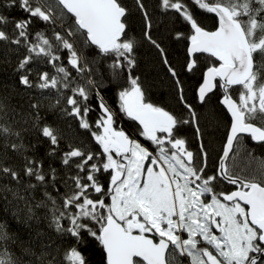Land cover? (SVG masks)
I'll return each mask as SVG.
<instances>
[{"label":"snow or ice","instance_id":"6c2138e0","mask_svg":"<svg viewBox=\"0 0 264 264\" xmlns=\"http://www.w3.org/2000/svg\"><path fill=\"white\" fill-rule=\"evenodd\" d=\"M157 7L187 26L172 33L173 40L188 42L186 73L199 70L200 54L209 58L198 102L219 90L230 117L215 171H209L198 113L185 98L181 74L154 38L146 0H132V7L126 0H0V54L24 50L16 65L19 84L54 91L56 105L61 99L67 105L61 113L91 137L61 147L65 136L42 122L39 100L25 111L0 97V180L7 181L0 183V199L10 194L22 202L25 223L46 222L49 230L37 228L26 240L0 220V264H92L89 252L97 249L101 264H264V157L246 144L264 145V0H158ZM133 8L183 112L153 102L137 74ZM35 23L46 30L33 32ZM34 64L52 71L36 70L33 78ZM111 90L116 108L105 97ZM120 114L136 122L147 144L119 126ZM189 125L196 151L182 135ZM41 138L49 145L47 167L27 155ZM14 158L22 164L10 162ZM56 159L59 168L51 163Z\"/></svg>","mask_w":264,"mask_h":264},{"label":"trees","instance_id":"16d2710c","mask_svg":"<svg viewBox=\"0 0 264 264\" xmlns=\"http://www.w3.org/2000/svg\"><path fill=\"white\" fill-rule=\"evenodd\" d=\"M129 7H132V0H126ZM148 10L153 17V35L161 44L166 48L169 60L174 63L177 70L181 74V79L185 85V98L196 109L199 117V125L201 127L203 142L206 145L208 151V167L209 171H215L218 166L219 157L222 154V147L227 134L226 125L230 121L226 110L219 103L221 92L211 94V98L207 100L205 104H200L197 100L196 89L202 80L203 71L209 63V58L200 54L199 56V70L195 73H186L183 70V66L188 59L187 46L188 42H177L172 39V33L174 30H181L187 32V26L182 24L178 19L172 21L170 19L171 13L167 16L161 12L158 5V0H146ZM9 13L13 17H19L21 13L17 10H9ZM202 18L209 27H214V20L211 17ZM129 27L131 33L134 34L139 40L138 48V61L139 67L136 70L137 74L141 75L145 80L146 85L149 88V93L153 102L176 112H183V107L179 104L177 94L173 82L170 76L167 74L163 64L161 63L158 52L147 41L143 40L142 33L144 30L142 18L134 8L129 19ZM46 30V26L40 23H35L33 26V32ZM50 34V33H49ZM14 47V46H13ZM0 53H3V46L0 45ZM24 54V50H19V55L13 52H8L5 55L0 54V97L6 98V102L12 106L17 107L20 104L24 105L25 111L28 110V103H35L37 100L41 103V116L43 117V123L52 124L54 127H58L62 130V134L65 136V141L62 142L61 147L65 146V143L74 142L79 143L81 141L90 142V135L78 127V123L73 117L65 116L61 113L60 109L66 107V102L61 99L60 105H56L57 94L54 91H46L44 93L38 90H26L19 84V73L16 71V65L20 56ZM66 55V53L62 54ZM33 78L35 77L36 70H45L51 72V66L46 64H34L33 65ZM70 93L65 92L66 97ZM44 97H47L46 99ZM105 97L114 108L117 107V101L115 96V90L107 91ZM95 105V101H92ZM55 106V107H53ZM98 114L97 111H93L89 114L90 120H95ZM118 124L126 132L130 133L133 137L141 140L143 138L137 135L138 125L136 122L129 120L127 117L120 114ZM182 135L186 136L189 140L192 150H198L199 142L196 139L195 128L191 125L185 126L182 131ZM32 143H36L35 136L29 137ZM41 143L37 144L35 151H30L27 155L34 156L45 162L47 167L49 163L48 142L41 138ZM246 144L252 150L257 158L264 157V145L256 144L250 139H246ZM90 147L98 148L94 143H90ZM13 162L16 166L22 164V160L14 158ZM54 167H60L59 160L51 161ZM0 183H7L6 180H0ZM13 186H15L13 182ZM226 190H230L233 186L224 185ZM39 196V193H36ZM15 214V215H14ZM42 215V211L39 213ZM0 220L7 221L14 231H17L19 235L24 239H30L35 236V231L38 228L41 232L49 231L47 229L46 222L36 224L35 222L25 223L26 214L23 210L22 202L13 200L12 196L8 194L7 200L0 199ZM89 256L92 260V264H101L102 254L100 251L93 250L89 252Z\"/></svg>","mask_w":264,"mask_h":264}]
</instances>
